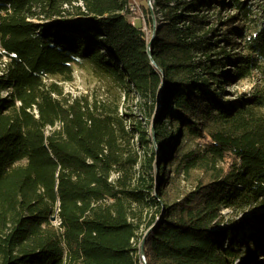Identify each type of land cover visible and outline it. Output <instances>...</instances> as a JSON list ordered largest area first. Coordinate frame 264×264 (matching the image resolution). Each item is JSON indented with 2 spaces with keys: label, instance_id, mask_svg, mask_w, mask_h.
<instances>
[{
  "label": "trees",
  "instance_id": "obj_1",
  "mask_svg": "<svg viewBox=\"0 0 264 264\" xmlns=\"http://www.w3.org/2000/svg\"><path fill=\"white\" fill-rule=\"evenodd\" d=\"M73 2L0 0V264H140L152 227L145 264H235L264 230V9L153 0L150 43L131 0ZM85 63L129 126L47 81Z\"/></svg>",
  "mask_w": 264,
  "mask_h": 264
},
{
  "label": "rangeland",
  "instance_id": "obj_2",
  "mask_svg": "<svg viewBox=\"0 0 264 264\" xmlns=\"http://www.w3.org/2000/svg\"><path fill=\"white\" fill-rule=\"evenodd\" d=\"M83 0H74L73 6H82ZM152 1V2H151ZM131 0V11L134 15L133 21L142 22L144 31L147 36L153 35V30L148 29L146 20L147 18L142 13V7L150 6L153 0ZM264 0H252L255 5V13L262 16V9H264ZM69 5V4H65ZM63 9L68 11L65 8ZM70 7V6H69ZM220 11V10H219ZM223 14V15H222ZM233 15V12L225 11L221 13V17H227ZM218 26V25H217ZM49 82H57L64 89V94L71 99H86L93 107H99V111H103L106 108H116L118 107L119 113L126 117V124L129 126V118L127 115L139 116L137 110L138 99L131 94L130 97H124V91L119 86L118 82L114 80L113 77L105 74L90 63H85L80 66H74V75L72 81H64L60 77L52 78L47 80ZM255 79L250 78L241 81L236 86L231 85L227 88L232 94L229 98L226 97L225 100L233 101L235 98L233 95H243L244 93H249L252 90ZM234 93V94H233ZM147 122V120H145ZM51 129L48 130V132ZM137 139H135V142ZM264 213V211H261ZM225 214H230L228 210H224ZM57 221V220H56ZM54 221V222H56ZM258 233V234H257ZM238 240L242 243L240 249L241 257L236 261L235 264H243L247 257L252 259L250 264H264V230H247L246 232L236 231ZM243 234L247 235V240H243ZM261 234V235H259ZM253 236H258L257 238ZM142 255V254H141Z\"/></svg>",
  "mask_w": 264,
  "mask_h": 264
},
{
  "label": "water",
  "instance_id": "obj_3",
  "mask_svg": "<svg viewBox=\"0 0 264 264\" xmlns=\"http://www.w3.org/2000/svg\"><path fill=\"white\" fill-rule=\"evenodd\" d=\"M151 1V0H150ZM155 31H156V28H154V30H153V35H152V39H151V41H150V43H152V41H153V38H154V35H155ZM150 43H149V46H148V48L147 49H149L150 48ZM149 54H150V56H151V52H150V49H149ZM52 221H56V217L54 216L53 218H52ZM153 228L154 227H152L151 229H149V231H147V233H146V235H145V237H144V239H143V242H142V245L140 246L141 247V254L143 255L144 254V243H145V240H146V236L153 230Z\"/></svg>",
  "mask_w": 264,
  "mask_h": 264
},
{
  "label": "built area",
  "instance_id": "obj_4",
  "mask_svg": "<svg viewBox=\"0 0 264 264\" xmlns=\"http://www.w3.org/2000/svg\"><path fill=\"white\" fill-rule=\"evenodd\" d=\"M83 3V2H82ZM65 8L68 10V11H70L71 10V8H72V5H70V7H69V5H65ZM65 10V9H64ZM66 11V10H65ZM59 220H57L56 222L59 224V222H58ZM140 261V264H145L146 263V261H145V258H144V256L143 255H141V260H139Z\"/></svg>",
  "mask_w": 264,
  "mask_h": 264
},
{
  "label": "bare ground",
  "instance_id": "obj_5",
  "mask_svg": "<svg viewBox=\"0 0 264 264\" xmlns=\"http://www.w3.org/2000/svg\"><path fill=\"white\" fill-rule=\"evenodd\" d=\"M57 220V219H56Z\"/></svg>",
  "mask_w": 264,
  "mask_h": 264
}]
</instances>
